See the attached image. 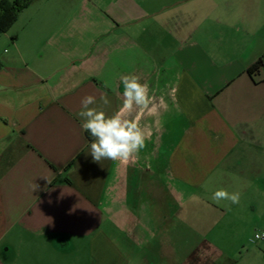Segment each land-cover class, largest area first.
<instances>
[{"label": "crops", "instance_id": "crops-1", "mask_svg": "<svg viewBox=\"0 0 264 264\" xmlns=\"http://www.w3.org/2000/svg\"><path fill=\"white\" fill-rule=\"evenodd\" d=\"M260 59L264 0H33L0 33V264H264ZM123 75L166 108L96 162L80 101Z\"/></svg>", "mask_w": 264, "mask_h": 264}, {"label": "clouds", "instance_id": "clouds-1", "mask_svg": "<svg viewBox=\"0 0 264 264\" xmlns=\"http://www.w3.org/2000/svg\"><path fill=\"white\" fill-rule=\"evenodd\" d=\"M120 82L123 86L122 104L112 115L104 110V106L111 103L106 93L99 98L100 107L93 106L97 104L93 95H86L80 101L81 109L77 115L82 119L81 128L92 137L90 155L96 162L112 160L124 165L135 164L139 152L146 147V141L151 137L150 129L141 124L142 116L145 113L156 115L160 107L166 108L163 97L152 95L149 85L142 83L138 76L123 75ZM31 187L36 191L39 186L33 184ZM191 199L198 200V197L193 196ZM212 199L239 204L240 193L219 189L214 192ZM253 235L255 240H260L264 233L257 231Z\"/></svg>", "mask_w": 264, "mask_h": 264}, {"label": "trees", "instance_id": "trees-1", "mask_svg": "<svg viewBox=\"0 0 264 264\" xmlns=\"http://www.w3.org/2000/svg\"><path fill=\"white\" fill-rule=\"evenodd\" d=\"M33 0H1L0 1V33H5L8 31L10 26L16 20L19 12L28 7ZM261 68H264V60L260 59L255 64H253L249 69L248 73L250 75L255 74ZM89 135V133H88ZM89 139L92 137L89 135Z\"/></svg>", "mask_w": 264, "mask_h": 264}, {"label": "built area", "instance_id": "built-area-1", "mask_svg": "<svg viewBox=\"0 0 264 264\" xmlns=\"http://www.w3.org/2000/svg\"><path fill=\"white\" fill-rule=\"evenodd\" d=\"M259 232L264 233V230L259 231ZM254 233H255V232H254ZM254 233H253V234H254ZM253 241H254V242H253ZM258 242H264V235H262V238H261L260 240H255L254 235H252V237H251V243H258Z\"/></svg>", "mask_w": 264, "mask_h": 264}, {"label": "rangeland", "instance_id": "rangeland-1", "mask_svg": "<svg viewBox=\"0 0 264 264\" xmlns=\"http://www.w3.org/2000/svg\"><path fill=\"white\" fill-rule=\"evenodd\" d=\"M56 254H57V255H55L56 257H54V258H56V261H57V262L60 263L62 260H64L63 258L61 259V255H60V254H58V253H56ZM59 256H60V257H59ZM54 258H53V259H54Z\"/></svg>", "mask_w": 264, "mask_h": 264}]
</instances>
